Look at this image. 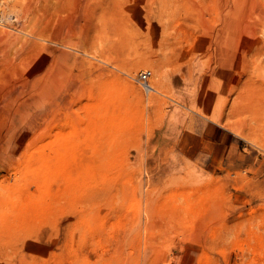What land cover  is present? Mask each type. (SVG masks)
Listing matches in <instances>:
<instances>
[{"label": "rangeland", "instance_id": "obj_1", "mask_svg": "<svg viewBox=\"0 0 264 264\" xmlns=\"http://www.w3.org/2000/svg\"><path fill=\"white\" fill-rule=\"evenodd\" d=\"M114 263L264 264V0H0V264Z\"/></svg>", "mask_w": 264, "mask_h": 264}, {"label": "crops", "instance_id": "obj_2", "mask_svg": "<svg viewBox=\"0 0 264 264\" xmlns=\"http://www.w3.org/2000/svg\"><path fill=\"white\" fill-rule=\"evenodd\" d=\"M214 141H215V145L218 146V147H221L224 148L225 146V143L227 141V134L225 132H216V134H214V137H213Z\"/></svg>", "mask_w": 264, "mask_h": 264}, {"label": "bare ground", "instance_id": "obj_3", "mask_svg": "<svg viewBox=\"0 0 264 264\" xmlns=\"http://www.w3.org/2000/svg\"><path fill=\"white\" fill-rule=\"evenodd\" d=\"M4 64V63H3ZM48 66V65H47ZM48 68V67H47ZM50 73V72H49ZM38 82V81H37ZM37 82H35V83H37ZM27 88V87H26ZM33 89H34V87H33ZM152 89V88H151ZM13 90V89H12ZM13 92H14V90H13ZM12 92V93H13ZM20 95V94H19ZM35 98H37V97H35ZM15 99H17V98H15ZM29 104V103H28ZM43 113V112H42ZM33 121V120H32ZM36 125V124H35ZM35 128H37V127H35ZM2 130V129H1ZM22 132V131H21ZM27 133H30V132H28L27 131ZM27 133H25V134H27ZM30 135V134H29ZM6 137V136H5ZM23 137V136H22ZM24 139L26 140V138L24 137ZM16 148V147H15ZM126 243V242H125ZM112 247V246H111ZM113 249V248H112ZM117 249V248H116ZM113 254H114V252H113ZM119 255V254H118ZM112 258H114V257H112ZM115 264V263H114Z\"/></svg>", "mask_w": 264, "mask_h": 264}, {"label": "built area", "instance_id": "obj_4", "mask_svg": "<svg viewBox=\"0 0 264 264\" xmlns=\"http://www.w3.org/2000/svg\"><path fill=\"white\" fill-rule=\"evenodd\" d=\"M142 77H146V73L145 72L142 73Z\"/></svg>", "mask_w": 264, "mask_h": 264}]
</instances>
